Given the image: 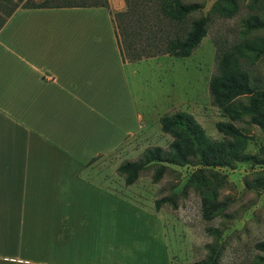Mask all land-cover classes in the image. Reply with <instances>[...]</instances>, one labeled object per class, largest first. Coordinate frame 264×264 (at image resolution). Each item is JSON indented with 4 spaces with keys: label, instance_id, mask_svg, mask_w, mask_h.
Segmentation results:
<instances>
[{
    "label": "crops",
    "instance_id": "crops-1",
    "mask_svg": "<svg viewBox=\"0 0 264 264\" xmlns=\"http://www.w3.org/2000/svg\"><path fill=\"white\" fill-rule=\"evenodd\" d=\"M107 3L20 6L0 29V264H170L162 213L96 163L168 112L179 79L145 70L178 57L124 60L126 3Z\"/></svg>",
    "mask_w": 264,
    "mask_h": 264
},
{
    "label": "rangeland",
    "instance_id": "rangeland-1",
    "mask_svg": "<svg viewBox=\"0 0 264 264\" xmlns=\"http://www.w3.org/2000/svg\"><path fill=\"white\" fill-rule=\"evenodd\" d=\"M79 1L0 0V19L6 20L8 10L24 4ZM217 1L185 0L200 6L189 20L201 15L208 17L206 35L188 57L173 59L172 74L171 64L165 63L154 70L151 64L145 70L153 83L159 73H163L164 85L169 87L170 81L179 79L177 87L173 85L178 98L167 106L163 104L168 110L165 114H191L200 127L201 133L197 134L205 154L215 164L206 165L197 158L184 165L163 162L167 167L157 182L152 180L156 168L152 164L140 171L134 183L126 184L125 174L117 169L119 164L140 159L147 147L168 149L173 140L154 113L147 121L146 132L126 138L112 154L96 163L98 177L104 181L108 178L117 192L162 213L170 264H264V127L251 123L247 115L224 112L213 104L209 91L218 55L243 42L239 35L241 23L252 12L253 0H234L237 2L234 6L231 0H219L217 8L235 9L232 16L211 11ZM171 26H167L170 31ZM255 34L264 37V30ZM126 39L122 38V48H126L128 35ZM255 46L261 50V41L257 40ZM238 57L239 66L249 72L251 82L263 87L264 54L258 53L251 61H246L243 55ZM239 100L246 101L244 97ZM231 126L238 128L241 135L232 136ZM185 137L188 139L189 135ZM161 197L168 201L156 209L155 201Z\"/></svg>",
    "mask_w": 264,
    "mask_h": 264
},
{
    "label": "trees",
    "instance_id": "trees-1",
    "mask_svg": "<svg viewBox=\"0 0 264 264\" xmlns=\"http://www.w3.org/2000/svg\"><path fill=\"white\" fill-rule=\"evenodd\" d=\"M126 9L114 12V21L118 43L124 60L135 62L160 54L173 57H187L199 45L207 33L208 17L189 20V16L199 9L195 2L185 0H142L135 3L133 0H124ZM260 1V2H259ZM250 4L252 11L242 19L240 37L241 44L233 49L218 55L217 71L209 81V91L213 104L230 114H243L249 116L250 122L264 127V86L253 84L250 74L239 65L238 55H243L246 61H251L256 55L264 54V37L258 38L256 32L264 30V0H253ZM232 5L237 2L231 0ZM107 0H84L79 2H64L57 4H24L22 7H73V6H107ZM219 0L212 6L211 11H223L224 15L232 16L235 9H221ZM220 9V10H219ZM9 11L7 15L10 14ZM6 15V14H5ZM133 22V23H132ZM5 20L0 19V29ZM172 24V26L170 25ZM130 25L132 30L129 31ZM173 30H169L167 26ZM121 34L126 48H122ZM262 43L258 51L256 41ZM243 48V49H242ZM252 63V62H250ZM244 97L245 102H240ZM162 129L173 136L168 149L161 146L147 147L141 158L136 161L127 160L119 164L118 171L125 174V183L132 184L138 178L141 170L148 165L155 164L152 174L153 182H157L163 175L166 165L163 162L184 165L197 158L206 165L215 164L205 154L204 144L199 140L197 131L200 127L191 114L175 112L160 117ZM220 126V125H219ZM232 136H240V130L231 126ZM189 135L188 139L185 135ZM233 145L232 143H230ZM232 148V147H231ZM168 201V198L156 199L155 207Z\"/></svg>",
    "mask_w": 264,
    "mask_h": 264
}]
</instances>
